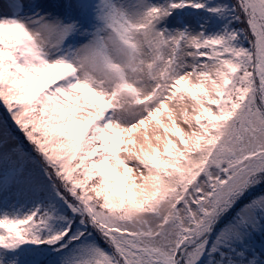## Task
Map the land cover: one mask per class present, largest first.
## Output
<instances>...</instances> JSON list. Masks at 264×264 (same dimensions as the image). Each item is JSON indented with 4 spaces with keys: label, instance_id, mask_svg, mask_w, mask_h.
I'll return each mask as SVG.
<instances>
[{
    "label": "snow or ice",
    "instance_id": "1",
    "mask_svg": "<svg viewBox=\"0 0 264 264\" xmlns=\"http://www.w3.org/2000/svg\"><path fill=\"white\" fill-rule=\"evenodd\" d=\"M0 264H264V0H0Z\"/></svg>",
    "mask_w": 264,
    "mask_h": 264
},
{
    "label": "trees",
    "instance_id": "2",
    "mask_svg": "<svg viewBox=\"0 0 264 264\" xmlns=\"http://www.w3.org/2000/svg\"><path fill=\"white\" fill-rule=\"evenodd\" d=\"M0 113L4 114L3 108H0Z\"/></svg>",
    "mask_w": 264,
    "mask_h": 264
},
{
    "label": "rangeland",
    "instance_id": "3",
    "mask_svg": "<svg viewBox=\"0 0 264 264\" xmlns=\"http://www.w3.org/2000/svg\"><path fill=\"white\" fill-rule=\"evenodd\" d=\"M0 115H3L2 113H0Z\"/></svg>",
    "mask_w": 264,
    "mask_h": 264
}]
</instances>
